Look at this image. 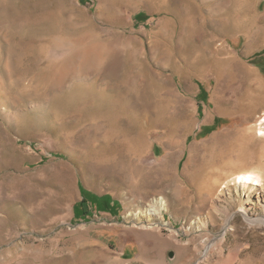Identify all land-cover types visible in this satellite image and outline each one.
Wrapping results in <instances>:
<instances>
[{"label":"rangeland","instance_id":"1","mask_svg":"<svg viewBox=\"0 0 264 264\" xmlns=\"http://www.w3.org/2000/svg\"><path fill=\"white\" fill-rule=\"evenodd\" d=\"M257 62L264 0H0V264H264Z\"/></svg>","mask_w":264,"mask_h":264},{"label":"bare ground","instance_id":"2","mask_svg":"<svg viewBox=\"0 0 264 264\" xmlns=\"http://www.w3.org/2000/svg\"><path fill=\"white\" fill-rule=\"evenodd\" d=\"M258 132L260 135L264 136V115L261 117L260 121L258 122ZM233 179L238 183L247 184H261L262 176L259 172L253 170H246L244 172L236 174ZM251 200V197L248 198Z\"/></svg>","mask_w":264,"mask_h":264},{"label":"trees","instance_id":"3","mask_svg":"<svg viewBox=\"0 0 264 264\" xmlns=\"http://www.w3.org/2000/svg\"><path fill=\"white\" fill-rule=\"evenodd\" d=\"M82 4H85L86 2H88V1H90V0H79ZM134 18H135V20H136V22H143V21H145L146 20V16L143 14V13H141V12H139V13H137V14H135V16H134ZM259 63V64H258ZM257 65L258 66H260V67H263L264 66V64L263 63H261V62H257ZM198 99L200 100V101H205L206 100V93H205V90H204V88L201 86V88H200V94L198 95ZM83 192V194H84V197L85 198H87V197H91V194H89L88 192H86L85 190H83L82 191ZM84 198V199H85ZM88 199V198H87ZM85 201V200H84ZM84 201H82L81 203H79V204H84L85 202ZM95 202H97V201H95Z\"/></svg>","mask_w":264,"mask_h":264}]
</instances>
